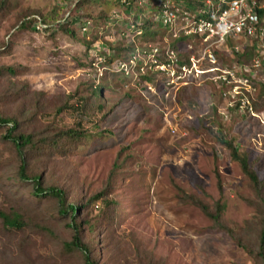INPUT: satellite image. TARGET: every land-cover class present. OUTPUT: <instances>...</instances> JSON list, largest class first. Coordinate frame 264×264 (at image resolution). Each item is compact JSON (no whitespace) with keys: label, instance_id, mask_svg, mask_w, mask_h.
<instances>
[{"label":"rangeland","instance_id":"rangeland-1","mask_svg":"<svg viewBox=\"0 0 264 264\" xmlns=\"http://www.w3.org/2000/svg\"><path fill=\"white\" fill-rule=\"evenodd\" d=\"M189 1L192 8L203 5ZM77 4L78 0H11L0 14V68L18 71L0 75V116L21 117L26 107L22 117L28 121L31 108L36 124L26 122L24 130L39 132L45 119L54 118L58 105L73 98L76 107L80 98L103 86L105 109L86 125L93 131L108 130L107 135L64 155L53 151L43 165L27 155L29 169L39 165L45 186H60L70 202L80 205L103 194L81 215L90 220L82 227V239L93 244L100 264H264L257 238L259 199L219 140L221 135L233 140L246 153L264 186V71L256 75L258 82L250 92L242 89L238 95L222 94L223 87L209 73L180 80L189 71L178 74L174 65L157 71L152 59L160 57L154 55L157 47L166 48L183 33L181 26L154 23L144 29L156 30L153 36L129 26L142 17L155 18L160 2L146 10L142 0L131 12L114 8V0ZM103 4L114 21L96 24ZM87 12L92 25L78 18ZM34 14L54 18L51 25L73 19L69 24L76 34L58 24L50 32L42 30V23L21 29L26 15ZM190 44L182 43L184 56L200 57L214 48L195 44L190 49ZM109 56L116 61L107 63ZM238 59L216 55L222 67ZM255 68L253 64L254 72ZM76 116L62 112L59 123L72 126ZM1 135L0 131V208L24 211L38 206L36 221L51 232L34 227L7 232L0 221V264H83L63 252L64 241L73 235L66 225L70 220L47 215L51 201L37 204L31 187L1 181L14 176L19 165ZM194 199L212 211L220 202L221 221L230 231L217 228ZM105 200L113 203L107 218L102 216Z\"/></svg>","mask_w":264,"mask_h":264},{"label":"trees","instance_id":"trees-1","mask_svg":"<svg viewBox=\"0 0 264 264\" xmlns=\"http://www.w3.org/2000/svg\"><path fill=\"white\" fill-rule=\"evenodd\" d=\"M84 1L91 0H78V7H81ZM93 1V0H92ZM97 2V0H94ZM108 1V0H107ZM124 2L114 1L115 7L125 8L128 12H131L135 8V2L137 0H124ZM11 0H0V14L10 6ZM86 3V2H85ZM113 8V9H114ZM137 8V7H136ZM100 14L97 16V23H103L104 21H114L112 16L108 15V11L110 8H107L106 5L103 4L100 7ZM136 14L142 15V12L137 11ZM43 15V14H41ZM40 15H26V18L21 22V29L26 27H37L38 23H42L44 26L42 28L43 31L50 32L57 27V24L51 25L53 21L47 18H41ZM82 18L85 21H89L92 25L93 17L87 12L82 16H78V18ZM64 18V17H63ZM75 18V19H78ZM75 20H69L67 23L58 24L59 28H63L64 31L69 34H76L75 28L73 25L69 24V22L73 23ZM146 25V23H143ZM138 27V23L136 24ZM57 27V28H58ZM146 27V26H145ZM90 29V27H89ZM146 35L148 31L145 32ZM145 35V34H144ZM181 46V41L178 42V48ZM177 45H174L173 48H176ZM245 56L249 55L244 53ZM160 62H168L169 60L166 57H159ZM116 60L113 56H109L107 59V63H114ZM187 62V61H186ZM185 61L181 62V64L186 63ZM18 71L13 67H2L0 68V75L4 73L16 74ZM25 86L21 88L24 90ZM103 86H96L92 89V95L90 97H82L78 102V106L75 107V104H72V99L69 98L66 100L63 105L57 106V113L52 120H46V125L42 127L41 131L25 129L26 122H30L32 126L36 124L35 117L33 115V110L30 108L29 113L31 116L22 117V115L27 111L26 107L22 108L23 114L21 117L14 116H0V131L2 132V140L9 143V145L13 148L16 153V157L18 158L19 165H17V173L14 176L7 178V180L1 181H15L19 187L28 186L32 188V195L35 196L36 203L40 204L42 202L46 203L47 201H51V205H47V215H53V217H57L58 219H67L70 220L66 225L69 229L73 230V235L71 240L64 241V253L74 254L78 259H80L83 264H100L95 256V248L93 244L86 243L82 239L81 230L84 224H90V220L88 217L85 219L81 217L83 214V210H87V208L91 204L97 203L102 197L103 194H99L91 198L89 201L84 204H76L69 201L68 194L66 190L56 185H47L44 184V175L39 171V165H34L33 168L29 169V165H27V155L31 157H37L42 165L48 158H52V152H58L62 155L67 154L66 152H70L72 149H76L80 145L90 143L93 140L103 139L105 135H107L108 130H99L93 131L92 128L86 125V121L94 119L97 117V113L101 112L105 109V104L101 102V92ZM18 92V90L16 91ZM11 94V93H10ZM14 95V94H13ZM73 97V95H71ZM41 105V104H40ZM29 106V105H28ZM36 107H40L37 105ZM40 109V108H39ZM71 111L74 114H77V119L75 124L72 126L61 125L59 123V116L62 112L70 113ZM28 113V112H27ZM35 113V112H34ZM52 113V112H51ZM37 115V114H36ZM46 116V115H45ZM100 119V118H99ZM101 121V120H100ZM35 123V124H34ZM221 145L228 148L231 152V157L233 160L237 161L240 164L244 174L248 177L250 181V185L254 190L258 202L259 215L261 218L260 223L258 224L257 229V238L259 243V256L264 259V186L261 182L258 173L251 166L248 156L245 152L239 149V147L235 144L233 140H228L224 136H220ZM38 164V163H37ZM220 189L222 191V184H220ZM193 197H191L192 199ZM195 203L198 204L203 211L207 214V216L214 222V225L221 229L222 231H230V228L227 227L221 221L222 216V204L217 202L215 206V211H212L208 205H205L198 199H194ZM42 201V202H41ZM54 201V202H53ZM53 202V203H52ZM54 204V207L52 206ZM106 206H104L102 210V216L107 218L109 217L108 210L110 209L109 205L113 203L111 201L105 200ZM20 205V204H18ZM19 207V206H17ZM21 207V206H20ZM38 210V206L31 207L27 210H22V208H14V209H5L0 208V221L3 224V230L7 232L11 231H21L26 228H43L44 230L50 231L48 226L41 225L40 221H36L35 215ZM34 214V215H33ZM33 215V216H32ZM88 215V214H86ZM91 227V226H90ZM92 233L97 232L91 227ZM93 239V238H92ZM94 240V239H93ZM99 242V240H96ZM93 242V241H91ZM241 247L245 248L242 243L239 244ZM73 264V263H72Z\"/></svg>","mask_w":264,"mask_h":264},{"label":"clouds","instance_id":"clouds-1","mask_svg":"<svg viewBox=\"0 0 264 264\" xmlns=\"http://www.w3.org/2000/svg\"><path fill=\"white\" fill-rule=\"evenodd\" d=\"M114 1L117 2V0ZM119 1L124 2V4L126 3L124 0ZM144 1V6L147 5L146 10L157 2L161 3L158 7V11H153L155 15L148 13L149 15L155 16V18L148 17L143 19L142 17L140 21H133L135 24L131 23L129 26L137 27L136 24L138 23L139 26L137 28L139 29L138 31H140L139 33L146 35L144 29L149 28L154 23L164 24L170 27L172 24L176 26L178 23L179 25L177 27L181 26V30L179 31L183 32L177 34L174 42L169 44L166 48V44L163 46V49L157 47L154 55L166 57V59L169 60L168 62H160L159 59H152L154 61L152 65L157 67V71L165 72L166 70L162 69V67H171V65L178 67V74H185L189 71L183 76V78L182 76H179L180 80L185 79L188 75L194 74L199 78L208 77V75L205 74L209 73V76L213 78V80L215 79L214 81L223 87L224 91L222 94L225 96L228 94L232 95L233 92L238 95L240 94L239 91L242 89L250 92V89L255 87L258 82L256 75H259L260 72L264 71V37H262V31L264 30V0H250L251 4L255 1V7L252 8L253 10L255 9L259 21L256 24H251V19L248 18L246 24L242 26L238 25L239 18L236 16L228 17L227 20L223 19V17L226 16L225 11L230 8V4L222 2V0H194L201 1L203 4L201 8H192V2L189 0ZM148 2L150 4L149 7L147 4ZM135 4V8L137 6L141 7L142 0H137ZM120 6L121 5H119V7ZM180 22H183L182 25H180ZM143 23H146V25H143ZM250 25L256 28L254 34H251V31L249 30ZM84 29H86V27ZM156 32V30H149L148 34L153 36ZM186 40L191 42L190 49L193 48L195 44H201L203 49H205L206 46L213 44L214 48L213 50H207L210 54L207 52L203 56L200 55V57H187L188 55L184 56L185 52L182 48V43ZM179 41H181V46L178 48ZM242 41L244 42V46H241ZM174 45H177V47L173 48ZM244 53L249 54L250 56V59L248 58L249 60L247 61L249 62L250 67L247 65L246 61L241 60V57L245 56ZM218 54L223 55V58L225 59L230 58L231 60L232 58L233 60L236 57L239 59L230 64L226 63L227 66L222 67L221 63L223 61L221 60V56L220 60L222 62L216 60V55ZM182 61L187 62L181 64ZM196 61L201 63L200 67H196ZM253 64L258 68H255V72L252 70ZM212 65L213 67H211ZM201 67L204 70L201 69ZM229 85L231 87L229 91H227L226 89ZM224 87H226V89H224Z\"/></svg>","mask_w":264,"mask_h":264},{"label":"built area","instance_id":"built-area-1","mask_svg":"<svg viewBox=\"0 0 264 264\" xmlns=\"http://www.w3.org/2000/svg\"><path fill=\"white\" fill-rule=\"evenodd\" d=\"M222 2L230 4L229 10L225 11L226 16L223 17L224 20H227L228 17L236 16L239 18V26L245 25L248 18L251 19V24H256L259 21L255 9L253 10L252 8L255 7V1H253V4L250 3V0H222ZM249 30L251 34H254L256 28L250 25ZM262 37H264V30L262 31Z\"/></svg>","mask_w":264,"mask_h":264}]
</instances>
